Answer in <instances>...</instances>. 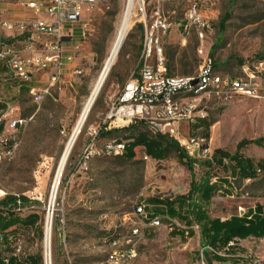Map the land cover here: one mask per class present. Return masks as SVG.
Wrapping results in <instances>:
<instances>
[{
    "label": "rangeland",
    "instance_id": "rangeland-1",
    "mask_svg": "<svg viewBox=\"0 0 264 264\" xmlns=\"http://www.w3.org/2000/svg\"><path fill=\"white\" fill-rule=\"evenodd\" d=\"M14 1L0 0V3L2 7H10ZM155 1L145 0V3ZM123 7L124 0H98L92 6L83 7L73 39L66 41L63 47L74 57V62L68 70L62 71L39 104L32 101L28 91L31 86H47L51 68L38 72V77L34 74L30 82H20L11 78L8 70L0 65L2 100L17 107L15 114L28 118L27 124L19 130L20 144L14 156L0 162V199L6 194L25 198L14 209L23 216L29 211L39 216L35 226H18L8 240L9 244L0 245L3 257L13 253L23 260L35 255L39 264H44V229L49 214L50 264H112L108 257L111 242H121L129 232L130 222L124 221V217L133 219L137 206L145 204L148 207L149 198L174 197L189 189L191 172L173 151L161 160L150 156L146 162L140 158L142 149H136L132 160L100 155L91 160L86 172L76 169L90 127L102 126L109 99L138 67V47L142 37L136 30L139 24L136 22L127 32L76 136L50 200L59 158L110 53ZM163 9L177 22L183 18L181 0H165ZM226 13L229 18L220 30L219 20ZM82 24L86 26L84 35L79 29ZM211 25L212 30L201 43L192 33L183 37L174 30L163 39L164 54L172 75L196 74L203 57L208 55L215 71L221 75L241 76L243 65L257 69L263 96L259 99L239 95L224 98L214 94L198 98L195 104L203 109L205 118L202 123H195L197 126L184 125L182 130L190 137L202 138L212 152L218 149L251 158L257 168L258 163L264 165V0H217ZM2 32L0 27V38L4 36ZM76 66L83 69L81 75L72 73ZM3 108L0 106V110ZM135 126L137 131L145 129L141 123ZM103 132L98 134V147L104 140L126 133L119 131L108 135ZM252 140H260V143ZM191 159L194 161L193 180L198 181L205 176V160ZM224 172V169L219 171L220 174ZM233 182L232 195L221 190L204 194L197 219L194 218L190 226L173 217L184 229L169 231L165 219L158 227H148L136 240V257L124 264H264V240L256 238L243 243L238 240L233 246L235 252L242 254L235 258L242 262L222 263L211 257L208 230L211 219L246 211L258 203L264 206L263 168L254 179H235ZM219 252L221 255L218 256L223 257L224 253L234 251Z\"/></svg>",
    "mask_w": 264,
    "mask_h": 264
},
{
    "label": "built area",
    "instance_id": "built-area-1",
    "mask_svg": "<svg viewBox=\"0 0 264 264\" xmlns=\"http://www.w3.org/2000/svg\"><path fill=\"white\" fill-rule=\"evenodd\" d=\"M164 1L148 4L145 0H131L133 20L129 30L136 22L142 26L139 64L123 87L109 99L102 126L90 127L87 144L77 163L76 169L80 172L88 170L95 156H121L124 153V142L115 138L104 140L98 147L101 130L125 128L136 122H142L150 136L161 135L175 140L190 158L212 162L213 152L204 140L190 137L182 130L184 125L191 126L205 118V112L195 101L214 94L224 98L239 95L259 99L263 96L257 69L243 65L241 76L221 75L215 71L208 55L203 57L194 75L169 74L163 39L174 30L183 37L192 33L199 43L203 42L212 30L217 0H181L184 13L179 22L164 12ZM96 2L98 0H16L10 7H2L0 3V27L5 34L0 38V65L8 70L11 78L20 82H30L34 74L45 68L52 70L47 86L29 88L35 104L43 100L63 74L64 43L73 39L83 7ZM128 3L129 0H124V6ZM15 9H22L21 15H15ZM79 29L84 35L85 24ZM82 71L76 66L72 73L81 75ZM0 106H4L0 110V162H3L10 160L17 151L19 130L27 124L28 118L15 114L17 107L3 101L1 96ZM140 158L145 162L150 160L145 152ZM132 216L133 219L123 218L130 222L128 235L121 242L114 240L110 244L112 249L108 257L112 264H124L136 257V240L148 227L160 226L163 219L169 231L184 229L173 217L149 218L143 205L137 206ZM238 240H231L227 247H233Z\"/></svg>",
    "mask_w": 264,
    "mask_h": 264
},
{
    "label": "trees",
    "instance_id": "trees-1",
    "mask_svg": "<svg viewBox=\"0 0 264 264\" xmlns=\"http://www.w3.org/2000/svg\"><path fill=\"white\" fill-rule=\"evenodd\" d=\"M228 18V13L221 17L219 20L220 30L224 29ZM136 30L142 37L141 24L137 25ZM140 47L141 44L138 51H140ZM167 70L169 74H172L168 64ZM202 121L200 120L199 124ZM139 123L142 124V122H136L129 127L120 128L121 130L112 129L103 133L112 135L119 131L126 132L121 137L115 138L124 142L125 150L121 157L126 160H132L135 157L136 149H142L149 156L159 160L166 157L170 151H173L176 153L178 160L188 168L192 175L189 189L185 194L167 198H149L147 200L148 207L143 204V210L149 218L155 216L160 218L178 217L190 226L191 221L194 218L197 219L201 200L205 193L211 194L221 190L226 195H232L235 189L233 185L235 179H254L261 168L264 169L262 163H258L257 168H255L253 160L242 154H229L215 149L213 151V161H205L207 169L205 176L198 181H194V161L186 154L185 150L173 139L161 135L150 136L145 129L135 130V125ZM252 142L258 144L260 140H252ZM241 146L242 143L238 147ZM221 169L226 170V172L220 174ZM23 201H25V198L9 194L0 199V245L5 244L7 246L9 244L8 240L15 233L18 226L33 227L37 224L39 216L36 212L29 211L23 216L22 213L14 209ZM208 230L210 233V248L213 252L211 254L212 259L226 261L227 258L218 256V253L220 250H229L231 247H227V244L231 240L244 239L248 236L264 237V206L259 203L255 204L253 209H248L243 215L232 214L224 220L215 217L209 222ZM0 264H39V259L35 255H30L20 260L12 253L5 257L0 255Z\"/></svg>",
    "mask_w": 264,
    "mask_h": 264
},
{
    "label": "bare ground",
    "instance_id": "bare-ground-1",
    "mask_svg": "<svg viewBox=\"0 0 264 264\" xmlns=\"http://www.w3.org/2000/svg\"><path fill=\"white\" fill-rule=\"evenodd\" d=\"M131 10V0H129L128 5L124 6L122 16H121V21L120 25L117 31V34L115 36L114 42L111 46L110 53L108 57L106 58L103 67L101 68L91 90L86 98L84 105L81 109L80 115L75 123V126L71 132L70 137L68 138V141L66 142V145L62 151V154L59 158L58 165L55 171L54 179H53V185L51 189V198L50 200L52 201L56 186L58 184V181L61 176L62 169L64 167V164L66 162V159L72 149V146L74 144V141L76 139L77 134L79 133V130L89 112V109L92 107L97 94L100 90V87L109 71L111 66L113 65L118 52L125 40V37L127 35V32L129 31V26L131 24V21L133 20L132 14L130 13ZM3 193V192H2ZM1 197V196H0ZM50 233H51V216L49 214L46 217V224H45V229H44V264H50V253H49V239H50Z\"/></svg>",
    "mask_w": 264,
    "mask_h": 264
},
{
    "label": "crops",
    "instance_id": "crops-1",
    "mask_svg": "<svg viewBox=\"0 0 264 264\" xmlns=\"http://www.w3.org/2000/svg\"><path fill=\"white\" fill-rule=\"evenodd\" d=\"M21 13H22V9H15V15H21ZM2 35H5L4 34V32H2ZM69 57H70V59H69ZM74 62V57L73 56H71V54H70V52L68 51V50H66V49H64L63 50V70H68L69 68H70V65L72 64ZM75 66V65H74ZM36 75H37V73H36ZM39 75V74H38ZM38 75H37V77H38ZM35 75H33V77H34ZM254 208V207H253ZM253 208H248V209H253ZM247 209V210H248ZM246 210V211H247ZM246 211H241L240 213H233V214H237V215H239V216H241V215H243ZM230 215H232V214H230ZM229 215V216H230ZM229 216H227V217H225V218H221V217H219L221 220H224V219H226V218H228ZM251 238H255V237H253V236H248V237H246V238H244V239H239V241H241L242 243L243 242H249V239H251ZM256 239H260V240H264V237L263 238H256ZM235 247H231L228 251H234V252H228V253H224V256L223 257H226L227 258V260L226 261H221L222 263H226V262H230V260H238V261H240V262H242V260L241 259H239V258H235V256H237V255H242L241 253H239V252H235ZM218 255H221L220 254V252L218 253ZM222 257V256H221ZM217 261H220V260H217Z\"/></svg>",
    "mask_w": 264,
    "mask_h": 264
},
{
    "label": "water",
    "instance_id": "water-1",
    "mask_svg": "<svg viewBox=\"0 0 264 264\" xmlns=\"http://www.w3.org/2000/svg\"><path fill=\"white\" fill-rule=\"evenodd\" d=\"M93 106V105H92ZM91 109V108H90ZM90 109H89V111H90Z\"/></svg>",
    "mask_w": 264,
    "mask_h": 264
}]
</instances>
